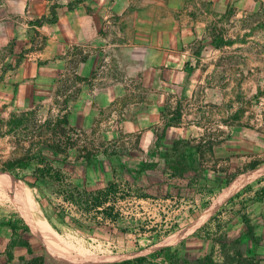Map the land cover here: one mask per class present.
<instances>
[{
  "label": "rangeland",
  "instance_id": "rangeland-1",
  "mask_svg": "<svg viewBox=\"0 0 264 264\" xmlns=\"http://www.w3.org/2000/svg\"><path fill=\"white\" fill-rule=\"evenodd\" d=\"M8 2L0 0V35L4 19L21 17L7 12ZM213 17L210 47L196 46L200 55L187 70L186 86L192 92L162 95L163 118L144 145L139 143L142 129L131 123L142 112L136 103L151 95L142 94L140 82L125 78L138 66L125 56L115 62L98 60L92 79L105 86L113 78L130 88L114 104L88 113L73 103L70 107L68 100L76 97L84 77L69 81L61 76L54 99L33 110H0V223L28 220L41 246L67 264L137 256L148 257L143 264H154L160 259L154 252L166 247L194 259L209 252L215 234L234 236L245 229L241 217L251 211L255 198L264 199V0L248 12L229 7ZM17 32L0 46V59L23 45ZM74 55L84 58L79 49ZM86 119H93L90 125L79 124ZM179 121L188 137L180 140L175 153L177 138L164 127ZM192 144L204 154L184 157L194 170L184 180L171 178L166 163L180 152L188 155ZM26 156L30 162L25 167L2 171L5 161ZM152 161H158V169L141 170L144 162ZM252 163L261 165L251 170ZM242 172L253 175L245 187L228 195ZM73 187L80 194L105 191L109 201L103 207L79 206L68 198L77 193ZM111 204L113 208L105 209ZM58 213L77 219L84 228L63 222ZM40 219L45 223L41 227Z\"/></svg>",
  "mask_w": 264,
  "mask_h": 264
},
{
  "label": "crops",
  "instance_id": "crops-1",
  "mask_svg": "<svg viewBox=\"0 0 264 264\" xmlns=\"http://www.w3.org/2000/svg\"><path fill=\"white\" fill-rule=\"evenodd\" d=\"M11 1L7 3V12L21 17H17L16 20L4 19L5 29L1 34L4 41L0 46L9 44L10 39L15 36V31H18L16 35L23 39V45L21 47L15 45L14 48L17 49H9L0 59V110H33L40 102L54 99L57 95V78L61 76L67 77L69 81L73 77H84L76 97L68 100L70 107L73 103L76 109H83L88 113L92 109L114 104L119 98L127 95L130 88L113 78L109 85L105 86L95 84L92 79L98 68V60L115 62L125 56L138 65L137 69L128 70L125 78L140 82L142 94L151 95L136 103L139 105L138 111L142 112L136 115L135 122L131 123L142 129L139 131L141 145L149 140L148 136L154 125L159 124L163 118L160 111L165 105V100L162 95L170 92L179 94L192 92L193 87L186 86L189 77L187 70L191 60L195 61L200 55L198 52L200 49L196 51L194 48L201 46L205 50L210 47L207 35L211 20L214 19L213 15L216 12H224L229 7H234L240 12H248L259 2V0ZM53 13L56 14L53 22L38 23L41 19L51 18ZM78 49L84 54L81 60L74 57ZM20 54L21 57L18 56ZM19 57V63L14 65ZM73 61L76 63L74 67ZM60 68H63V72L59 70ZM153 94L157 95L155 99ZM90 120L93 119H86L79 124L90 125ZM183 124V121H179L177 126H174L173 122L166 123L167 134L177 140L185 139L188 134L183 133L185 129ZM187 150L188 155L180 152L178 156L183 159L189 155L200 158L204 154V150L195 144L187 146ZM247 217L253 225L256 241L246 236V226L240 233L228 236L239 237L242 254L258 258L260 264H264V199L255 198ZM47 221L49 222L48 219ZM241 221L245 225L242 217ZM8 223H11L15 230L7 225ZM8 223H0V264H28V260L38 256L43 257V264H67L50 255L44 243L41 246L39 238L32 233L25 220ZM24 225L29 228L28 243L32 253H29L25 246L15 245L11 250V258H7L5 254L9 250V243L18 237L17 233H22ZM211 247L214 248L213 251ZM210 253L217 262H221L220 251L217 245L213 246V242L206 255ZM203 256L205 255L201 257ZM126 259L96 264H116ZM133 259H129L130 262L126 264H137Z\"/></svg>",
  "mask_w": 264,
  "mask_h": 264
},
{
  "label": "trees",
  "instance_id": "trees-1",
  "mask_svg": "<svg viewBox=\"0 0 264 264\" xmlns=\"http://www.w3.org/2000/svg\"><path fill=\"white\" fill-rule=\"evenodd\" d=\"M56 18V14L53 13L52 17L49 19H41L38 21V23H41L42 21H47V22H53ZM18 56H22L21 54ZM20 57L16 59L14 65L18 64L20 61ZM11 65V66H14ZM167 126L164 127V130H166ZM160 139V138H159ZM159 139L156 140L155 142V147L158 150L159 147ZM181 142L180 140H175L173 143V149L176 152H178V143ZM156 150V151H157ZM158 152V151H157ZM30 162V157H18L15 159H9L4 162V166L2 167V171H12L15 168H21L25 167L28 163ZM259 165V163H252L250 169H254ZM159 164L158 161H152V162H144L141 170H156L158 169ZM39 169V167H38ZM166 169L171 178L174 179H184L188 176V174L194 170L183 158L180 156H175L172 161H169L166 163ZM232 179V178H231ZM231 179L227 180V184L231 182ZM25 182L29 184L26 180ZM111 187V186H110ZM109 187V190L111 189ZM75 190H77V187H73ZM107 190V191H109ZM105 197L101 198V195H104ZM238 193H235L230 197L232 199L233 197L237 196ZM72 202L75 204H78L79 206H85V207H103L106 202L109 201L107 197V192L105 191H96L95 193L92 192H87L83 191L82 194L79 193L77 190L76 194H70L68 197ZM113 202H115L113 200ZM114 204L108 205L105 207V209L113 208ZM102 209V210H105ZM60 215V213H58ZM63 222L66 223H72L76 227L82 229L84 228V225L79 222L77 219L69 216H64L60 215ZM242 219L245 223L246 226V231L245 234L246 236L250 237L253 241H256V237L254 235V228L253 225L250 223L247 215H243ZM27 224L29 225L31 231L33 232V227L32 225L28 222V220H25ZM7 225L11 226L13 230H15V227L11 225V223H8ZM205 223L200 227L202 229L205 227ZM18 237H15L11 240L8 246V251L6 252L7 258H11V250L13 246L15 245H21L25 246L27 248V251L29 253H32V249L28 243V237H29V228L24 225L22 229V233H17ZM211 241L213 242V246L217 245L220 255H221V262H217L214 257L212 256V253L209 255H205L200 258H196L194 260H190L189 258L186 257H180L172 253L171 247H166L164 249H160L158 251H155L154 255L158 256L160 259L157 263L154 264H260V260L255 257H249L245 256L242 254L239 243H240V238L239 237H230L226 233H218L215 234L213 237H211ZM213 247H211V251H213ZM137 264H141L144 260H146L145 256H137L136 258L133 259ZM130 262L129 259L123 260L121 262H118L116 264H126ZM28 264H43V257L38 256V257H33L30 260H28Z\"/></svg>",
  "mask_w": 264,
  "mask_h": 264
},
{
  "label": "bare ground",
  "instance_id": "bare-ground-1",
  "mask_svg": "<svg viewBox=\"0 0 264 264\" xmlns=\"http://www.w3.org/2000/svg\"><path fill=\"white\" fill-rule=\"evenodd\" d=\"M256 170V169H255ZM261 172V171H260ZM251 175H253V174H250V173H244V174H240V175H238L235 179H234V182H233V184H232V187H231V189H229L228 190V192H227V194L228 193H231V192H234V191H236L241 185H243L244 183H245V181L248 179V178H250L251 177ZM257 175V174H256ZM253 179V178H252ZM249 180V179H248ZM242 187V186H241ZM227 194H225L220 200H224L225 198L224 197H226L227 196ZM229 195V194H228ZM227 198V197H226ZM40 222H39V225H40V227L41 226H43V224H45L44 222H43V219H40L39 220ZM39 225H38V227H39ZM43 228V227H42ZM45 231V230H44ZM117 257V256H116ZM78 259V258H77Z\"/></svg>",
  "mask_w": 264,
  "mask_h": 264
}]
</instances>
